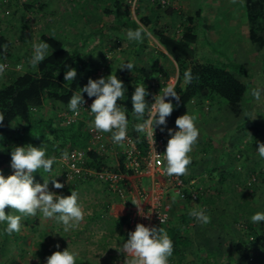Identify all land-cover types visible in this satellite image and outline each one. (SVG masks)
I'll return each mask as SVG.
<instances>
[{"label": "rangeland", "instance_id": "obj_1", "mask_svg": "<svg viewBox=\"0 0 264 264\" xmlns=\"http://www.w3.org/2000/svg\"><path fill=\"white\" fill-rule=\"evenodd\" d=\"M113 1L0 0V34L9 36L12 43L8 48L11 59H0V64L9 63L11 67L0 75V87L8 84L11 77L33 68L29 63L33 55V44L42 42L43 35L57 37L69 50L79 48L87 55L94 73L100 72L102 77L114 74L123 64L131 62L134 64L131 72L135 76H144L145 72H141V69L153 66L155 71L145 81L153 88L159 86L158 90L161 91L170 84L174 86L178 78V67L170 57L159 56L161 48L153 36L148 43V50L145 48L141 52L139 46L142 42L129 41L126 31L115 30L112 18L105 14L107 9L112 8ZM157 1H130V17L137 21L143 16H151L153 20L158 18L160 29H166L170 35L177 36L183 30V21L191 15L195 17L200 9L204 21L197 25L199 35L204 37L209 33L205 23L208 21L212 36L214 31L220 36L208 37L211 47L223 53L225 58L242 65L248 73V77L237 75L248 87L245 101L238 112H233L230 106L219 101H194L187 107L188 114L196 117L199 136L189 153L191 163L188 172L183 176L188 183L195 181L198 189L207 192L199 207L206 210L210 223L201 225L192 219L191 224L195 229L193 246L185 250L182 258L173 255L169 259L173 264H212L213 261L215 264H264V221L254 223L259 236L257 240L248 229L251 216L257 212L264 213V159L257 152L258 142L264 143V103H257L251 95L253 88H264V9L259 7L260 0H252L253 11L261 16L250 21L245 6V28L241 33V17L242 21L234 23L230 16L221 14V9L219 21L215 22L216 19L208 15L212 9L207 0H167L168 5L161 8ZM169 7H173V15L167 14ZM225 10H229L228 14L231 15L230 10L233 9ZM195 21L198 22V19ZM252 29L258 37L257 41L249 37ZM197 52L200 57L226 61L225 58L215 56L204 42L197 46ZM18 65L22 66L21 71L14 70ZM160 95H163V91ZM65 109L64 106L48 103L44 116L59 120V114ZM245 113L257 117L252 120L244 117ZM127 119L130 129L131 121ZM245 122L251 124L242 127ZM14 129H18L17 125ZM12 140L8 144H12ZM14 145L18 146L19 143L14 142ZM39 147L45 150L46 159L53 157V152L47 147ZM118 155L117 150H108L110 162L115 161ZM57 159L50 173L43 169L33 173L34 181L43 184L44 178L56 177L64 187L54 188L49 179V191L61 196L72 185H76L78 204L85 213L84 220L74 230L65 232L61 223L43 218L39 211L36 216H23L6 207V214L22 215L21 230L8 235L5 232L7 222H0V264H12L14 260L21 264H43L47 258L45 252L54 253L67 248L79 253L76 264H125L129 258L119 252L124 241L115 231L110 216L114 197L97 183L68 182L62 176ZM0 172L5 178L14 174L10 165ZM145 184H149V181H145ZM171 198L172 211L176 210L178 214L186 211L188 215L198 207L179 203L172 194ZM210 226L219 230L220 235L207 236L206 230ZM238 240H243L247 246H254L257 250L255 255L246 260L238 256L234 248ZM57 244L59 248L55 247Z\"/></svg>", "mask_w": 264, "mask_h": 264}, {"label": "trees", "instance_id": "obj_2", "mask_svg": "<svg viewBox=\"0 0 264 264\" xmlns=\"http://www.w3.org/2000/svg\"><path fill=\"white\" fill-rule=\"evenodd\" d=\"M130 1L132 0H114L112 8L106 10L105 14L112 18L115 30H135L139 27V24H143L152 32V36L167 53L161 52L159 56L163 58L171 57L178 67V78L173 87L180 96V101L177 103L171 97L166 98V102L170 100L174 104L172 114L166 118V125H176V119L182 116L184 110L194 101L224 102L230 106L233 112H238L248 91L247 85L238 76L248 77V73L242 65L225 58L226 56L211 47L210 43H208V46L212 53L215 56L225 58L226 61L198 55L197 46L205 40L203 41L198 33L195 18H201L202 11L199 10L195 18L187 17L183 21V30L179 35L173 36L166 29L158 27V18L153 20L151 16H143L138 20V24L137 20L132 19L129 15ZM246 1L248 19L250 21L257 20L261 16L260 13L253 11L254 4L251 3L252 0ZM259 7L262 10L264 9V0H260ZM166 12L173 15V7H169ZM250 38L252 41L258 40L253 29L250 31ZM41 41L50 45L49 55L45 60L39 63L36 68L28 69L23 74L11 77L8 84L0 87V114L5 117L3 124L0 125V149H2L0 150V170L11 165V151L16 147L14 142L19 143L18 146L28 144L34 147L45 146L53 152V156L56 158H60L62 152H68L73 148L88 149L90 147L91 136L84 121H78L67 126L56 117H45L44 110L48 103L68 107L72 94L78 93L89 78H92L93 66L88 61L87 55L81 52L79 48L69 50L63 41L55 36L43 35ZM148 41L149 39L145 38L140 44L139 50L141 52L147 48ZM11 44L9 36L0 34V59L4 61L11 59V54L8 51ZM5 45H7L6 50ZM70 67L77 71V77L74 81L66 82L64 74L70 70ZM189 70L192 74V81L186 84L184 74ZM154 71L153 66H147L141 69V72H145L144 76H135L131 71L121 68L114 73L117 78L122 80L126 88L125 96L118 100L117 105L126 111V116L131 121L129 130L144 154L148 148L145 136L134 130L135 124L143 121L137 120L132 111L131 96L135 87L141 84H145L149 92L150 87L145 81ZM57 73L59 74L57 75ZM146 101L149 104V100L146 99ZM145 117H147V111ZM247 124H251V122H245L241 126L244 127ZM16 125L18 129H14ZM14 135L18 136L17 139L13 138ZM10 140L13 141L12 144H8ZM89 154L94 160L92 165L97 167L105 165V160L97 155L95 149L90 150ZM119 160L122 164L123 159L121 156ZM221 177V182H223L224 175ZM185 182H187L186 179ZM71 191L77 192L76 185H72L63 196H70ZM192 219V216H187L186 219L184 217L181 221L170 220L166 232L173 242V255H183L184 250L189 245L188 238L183 234V227L184 225L186 227ZM112 220L120 239L126 242L129 233L126 218L121 217ZM248 229L250 234L257 240L259 236L256 234L254 223L251 222ZM220 233L212 226L208 227L206 231L208 236L217 237ZM234 248L238 256L244 260L251 258L257 252L254 246H247L243 240L236 241ZM44 254L49 257L53 253L45 252ZM262 255L261 252L260 256ZM12 264L21 263L14 260ZM43 264H46V260Z\"/></svg>", "mask_w": 264, "mask_h": 264}, {"label": "clouds", "instance_id": "obj_3", "mask_svg": "<svg viewBox=\"0 0 264 264\" xmlns=\"http://www.w3.org/2000/svg\"><path fill=\"white\" fill-rule=\"evenodd\" d=\"M139 24V21H137ZM129 41L143 42L145 38H152L150 32L143 24H139L135 30H126ZM5 50L7 45L4 46ZM50 45L47 42L33 44V55L30 65L36 68L39 63L45 60L49 55ZM66 50V49H65ZM52 54V53H51ZM7 65L0 64V75L6 70ZM132 71L134 64L127 62L121 66V69ZM59 73H57L58 75ZM77 77V71L70 67L65 72L64 80L74 81ZM185 83H191V71L184 74ZM126 88L116 75L101 77L93 80L89 78L87 85L80 88L78 93H73L70 97L68 107L75 116H79V109L83 107L85 100L82 93H87L89 98L95 97L91 104L90 113L94 119L89 123V128L103 133H111L112 142L122 144L127 137L128 119L126 111L117 105L118 100L125 96ZM150 93L145 84L135 87L131 96L132 111L137 120L143 121L134 126L137 133L143 134L152 144H155V127L167 124L173 110L174 104L166 98L171 97L179 103L180 96L170 84L163 89V95L154 96V103L148 104L145 97ZM251 95L257 103H264V88H253ZM147 111V117L145 113ZM244 117L255 120L257 115L245 113ZM4 115L0 114V125L3 124ZM196 117L188 113L178 117L175 121L178 131L173 132L168 129L170 139L167 142L165 153L163 154L164 173L167 176L180 177L188 172V165L191 163L189 153L196 144L199 130L195 125ZM164 129L161 128V131ZM154 149V148H153ZM2 150V149H0ZM155 151V150H154ZM258 155L264 159V143L258 142ZM156 153V152H155ZM45 150L37 148L31 144L25 146H16L11 151V168L14 174L5 178L0 172V222H7L5 232L8 235L19 233L21 230V219L23 216H36L37 212L42 214L43 218L55 219L63 225V230L68 232L77 228L84 220V210L78 204V193L71 191L70 196L57 195L49 191V179L56 189H62L64 184L58 182L55 178L45 179L43 184L34 181L33 173L39 169L50 173L56 162V157L45 158ZM157 158L160 157L156 153ZM61 159L67 162L70 159L69 153H61ZM138 209V214H146L140 208V203L131 201ZM6 207L15 210L22 215L6 214ZM190 216L194 217L201 225L210 223V216L206 210L193 209ZM252 223L264 221V213L257 212L250 218ZM161 224L163 220L160 219ZM59 248V244L55 246ZM121 253L126 257L125 264H169V258L173 255V242L163 227H146L138 223L135 231L128 233V238L120 248ZM79 255L77 251H71L69 248L63 251H56L46 258V264H76V258Z\"/></svg>", "mask_w": 264, "mask_h": 264}, {"label": "built area", "instance_id": "obj_4", "mask_svg": "<svg viewBox=\"0 0 264 264\" xmlns=\"http://www.w3.org/2000/svg\"><path fill=\"white\" fill-rule=\"evenodd\" d=\"M157 2L160 7L168 5L167 0H158ZM4 64L7 65L6 70L11 69L9 63ZM21 69L22 66L18 65L14 70L21 71ZM101 75L100 72L93 73L91 79H99L102 77ZM87 83L88 81L84 86ZM149 87L150 94L145 99H148L149 105H151L154 103V96L160 95L164 88L159 91V86L153 88L152 85H149ZM82 95L85 103L79 109L80 115L75 116L69 107H65L66 109L59 114V119L67 126L84 121L91 136L90 147L69 150L70 159L67 162L63 161L61 157L57 159L63 178L75 184L97 183L104 186L113 197L126 207L125 218L129 232L135 231L138 223L146 227H163L166 230L173 213L171 194L179 203L197 205L196 209L204 210L199 205L207 192L204 193L202 188L198 189L195 181L185 182L184 176H167L164 173L163 154L170 139L168 129H172L173 132L178 131L177 125L154 126L155 144L152 146L145 137L148 148L144 154L128 128V138L122 144L113 143L111 135L107 136L103 132L90 129L88 125L94 119L90 108L95 97L89 98L87 93H82ZM161 128L164 130L161 131ZM92 149H95L97 155L105 160V165L99 167L92 165L94 160L89 154ZM109 149L117 150L119 154L113 162H110L107 157ZM155 152L160 155L159 158ZM120 156L123 159L122 164L119 160ZM145 181H149V184H145ZM131 201L141 204L140 208L147 218L138 214L137 207ZM160 219L163 220L162 224ZM128 258L131 259V257ZM169 264H173L170 259Z\"/></svg>", "mask_w": 264, "mask_h": 264}, {"label": "crops", "instance_id": "obj_5", "mask_svg": "<svg viewBox=\"0 0 264 264\" xmlns=\"http://www.w3.org/2000/svg\"><path fill=\"white\" fill-rule=\"evenodd\" d=\"M207 2L209 3V8L210 9H212V10H210L211 12L210 13H208V15H211L212 16V18H215L216 19V21L215 22H217V21H219V15H220V11H221V9H222V13L221 14H223V15H227V16H230L231 18H232V22H234V23H238V21H242L243 20V24H241V25H239V29H241V33H243V30H244V28H245V20L243 19V13L245 12V6L247 5V2H246V0H207ZM207 3V4H208ZM196 8H197V5H196ZM233 9V10H230V12H231V15H229L228 14V12H229V10L228 11H226L225 9ZM200 10V9H199ZM199 10H197V12L199 11ZM225 11V12H224ZM196 12V13H197ZM226 13V14H225ZM203 15V14H202ZM210 16V17H211ZM214 16V17H213ZM189 17H193L192 15L191 16H189ZM195 17H196V14H195ZM194 17V18H195ZM242 18V20H241V18ZM198 19V22H196L195 21V24H196V26L197 25H199V22L200 21H204L203 19V16L201 17V18H197ZM195 20H196V18H195ZM215 22H214V24H215ZM205 23H206V25L208 26V32L209 33H207L204 37H201V39L204 41H206L207 40V42L208 43H210L209 41V38L208 37H210V38H212L213 36H215V37H217V36H219V35H216L217 34V31H214L213 32V36H212V32H211V30H210V27H209V23H208V21H205ZM211 32V33H210ZM239 32V31H238ZM209 34V35H208ZM220 37V36H219ZM250 37V36H249ZM237 40V39H236ZM204 41V44L206 43V44H208L207 42H205ZM158 42V41H157ZM148 43H150V39H149V41H148ZM159 44V43H158ZM160 45V44H159ZM147 46H149V44L147 45ZM140 47V46H139ZM148 48V47H147ZM146 48V49H147ZM160 50H159V53H161V52H163V53H166V51L160 46ZM148 50V49H147ZM167 54V53H166ZM171 58V57H170ZM172 59V58H171ZM173 60V59H172ZM189 108H186L185 110H184V112H183V114L182 115H184V114H186V113H188L189 111ZM111 211H110V216H111V218L112 219H118V218H121V217H125V213H126V207L117 199V198H115L114 197V203L111 205V209H110ZM185 217V219L187 218V216H190L189 214L188 215H186V211H182V212H179V214H178V212L175 210V211H173V213H172V217H171V219H175V220H177V221H181L182 220V218H184ZM214 229H216L215 227H213ZM208 229V228H207ZM49 231V230H48ZM207 231V230H206ZM194 232H195V229L193 228V224H191V221L189 222V224L185 227V225H184V227H183V234L188 238V240H189V245L187 246V248H189V247H191V246H193V234H194ZM207 235V234H206ZM208 236V235H207ZM211 244V243H210ZM186 248V249H187ZM185 249V250H186ZM184 250V253L186 252ZM184 253H183V255H184ZM183 255H180V257L182 258V256ZM224 261V260H223ZM211 262V261H210ZM216 262V261H215ZM214 263V261L212 262V264ZM179 264H187V263H179ZM192 264V263H191ZM215 264V263H214Z\"/></svg>", "mask_w": 264, "mask_h": 264}]
</instances>
